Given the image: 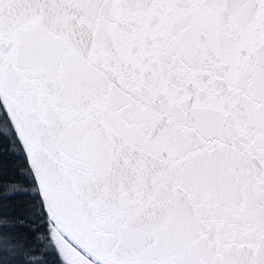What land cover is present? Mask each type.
Here are the masks:
<instances>
[{"label": "snow or ice", "instance_id": "snow-or-ice-1", "mask_svg": "<svg viewBox=\"0 0 264 264\" xmlns=\"http://www.w3.org/2000/svg\"><path fill=\"white\" fill-rule=\"evenodd\" d=\"M0 264H264V0H0Z\"/></svg>", "mask_w": 264, "mask_h": 264}]
</instances>
